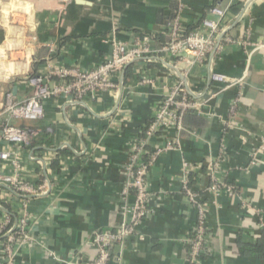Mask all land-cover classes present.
Segmentation results:
<instances>
[{
    "label": "crops",
    "instance_id": "crops-1",
    "mask_svg": "<svg viewBox=\"0 0 264 264\" xmlns=\"http://www.w3.org/2000/svg\"><path fill=\"white\" fill-rule=\"evenodd\" d=\"M212 7L228 10L227 32L206 63L160 54L154 63L129 64L117 93L78 103L50 100L41 119L13 122L37 133L34 143L21 149L19 177L33 185L41 178L48 183L44 195L29 199L0 185V217L8 216L14 226L24 213L30 218L29 239L15 244L14 264H84L96 257L94 233L114 230L125 219L127 168L145 138L142 129L154 118L166 89L180 81L202 95L197 114L206 120L184 125L181 134L170 128L148 141L151 154L177 139L179 147L163 151L149 169V214L137 236L112 248L109 264H264V251L263 258H252L238 248L240 241L256 244L264 225V151L255 155L264 144V49L251 55L244 45L264 44V0H0V52H6L0 67L13 74L0 76V108L7 92L27 98L32 92L27 77L45 75L49 63L92 70L109 57L113 40L131 44L144 36H155L151 49L159 50L168 40L170 17L191 32L204 19H214ZM211 70L245 77V86L222 90L210 82ZM144 77L152 82L143 84ZM236 98L235 124L227 128ZM48 138L52 146L38 141ZM53 161L60 171L52 168ZM185 163L191 187L200 192L208 213L210 253L195 263L189 240L197 211L183 192ZM13 173L0 162V175ZM213 174L236 192L208 191ZM4 243L0 264L5 263Z\"/></svg>",
    "mask_w": 264,
    "mask_h": 264
},
{
    "label": "built area",
    "instance_id": "built-area-1",
    "mask_svg": "<svg viewBox=\"0 0 264 264\" xmlns=\"http://www.w3.org/2000/svg\"><path fill=\"white\" fill-rule=\"evenodd\" d=\"M210 15L214 18L204 19L195 30L184 31L178 21L168 24L166 36L168 41L159 49H151L155 42V36H144L134 43L127 44L113 40L111 42L112 51L109 57L99 66L92 70H83L79 67H59L52 63L48 64L45 75L28 76L27 81L32 89L30 95L25 99H17L12 92H7L5 102L0 108V162L10 166L14 173L10 175H0V185L10 188L15 195L20 198H38L46 193L48 183L44 181L39 185H33L23 181L19 177L22 167L21 149L29 147L31 139L37 133L31 128H22L13 125L14 121H36L44 116V105L50 100H65L71 103H78L87 96H96L101 93H114L119 90V79L126 66L139 62L154 63L157 55H166L182 60L193 57L196 61L206 63L208 57L219 48L220 41L225 37V21L228 10L219 7L209 9ZM229 43L233 40L228 39ZM244 45L254 54L264 49V44H252L244 42ZM46 47L53 49L52 45ZM6 58L5 50L0 52V60ZM7 60V59H6ZM171 67L170 62L165 65ZM9 67V66H8ZM12 76V72L5 65L0 67V76ZM209 80L211 83L218 84L222 90L231 88L242 89L245 86V77H234L220 72L210 71ZM152 81L144 77L142 83L150 84ZM202 95L196 94L191 97L186 91L183 83L174 82L161 97L154 118L149 125L145 138L141 141L136 151L131 156L128 164L130 180L123 191L124 221L114 230L97 231L93 235V244L97 250L96 257L84 264H109L111 260V250L116 245L124 244L130 238L137 236L138 226L147 218L149 214V197L147 191L146 178L152 164L157 161L163 151L177 150L179 147L178 139L176 142H169L165 148L151 154L147 163L141 161V156L146 153L145 146L148 141L156 135L173 128L178 134L185 130L183 124L184 114L187 110L196 112L202 103L198 101ZM240 98H236L231 104L230 119L226 122L227 128H232L235 124L237 107ZM264 151V144L255 152V155ZM34 159V157H32ZM255 163V161H253ZM46 166V165H45ZM186 176L183 183V192L188 202L197 211V224L189 240L190 260L195 263L202 255L210 253L208 213L206 204L202 201L200 192L189 186L190 166L185 163ZM212 184L208 191L218 195L222 192L232 195L236 192L232 185L219 182L213 174ZM135 191L134 203L128 204L130 194ZM29 216L24 213L16 226L7 228L11 220L8 216L0 217V234L7 241L4 243L5 263L14 264V246L19 239L28 240L27 231L29 228ZM260 228L264 230L261 223ZM16 229L20 230L18 236L14 235ZM139 239L144 241V236L139 235ZM53 255V254H52Z\"/></svg>",
    "mask_w": 264,
    "mask_h": 264
},
{
    "label": "trees",
    "instance_id": "trees-1",
    "mask_svg": "<svg viewBox=\"0 0 264 264\" xmlns=\"http://www.w3.org/2000/svg\"><path fill=\"white\" fill-rule=\"evenodd\" d=\"M175 18H176L175 15L172 16V17H170L168 19V22H166V23H168V24H169V22L171 23L172 21H174ZM168 24L166 26H168ZM167 41L168 40L166 39L165 42H167ZM205 120L206 119H205L204 116H201V115L196 114V112L193 111V110H187L185 112V114H184L183 124L185 126H188V123L189 124H197V125H199V123H203ZM150 124H151V122H149V124H148V126L146 128H143L142 129V133L140 134V137L141 138H144L145 137L146 131H147V129H148V127H149ZM35 139L36 138H33L31 140V145H32V143H34V140ZM38 141L40 142V144H45L47 146H52V142H51V139L50 138H48V139H39ZM145 152L146 153H144V155L142 156V158H143V161L145 163H147V162H149L150 156H151L150 155L151 154V151H149V148L147 146H145ZM64 153L65 152H60V155L61 154H64ZM56 161H53L52 162V168L54 170H56V171H60L61 167H60L59 163L56 162ZM43 182H44V180H43V178H41V180L39 181V184L40 183H43ZM189 184H190L189 186H191V183H189ZM12 225H13V220H11V223H10V225L7 228L9 229ZM19 233H20V230L19 229L18 230L16 229V231H14V235H16V236H18ZM1 240L2 241H7V239L4 236H2V234H0V241ZM238 248H239L240 254L243 255V256L252 257V258H263V251H264V230H262L261 236L258 239V241H257L256 244H254V245L245 244V243H242L240 241V242H238Z\"/></svg>",
    "mask_w": 264,
    "mask_h": 264
},
{
    "label": "water",
    "instance_id": "water-1",
    "mask_svg": "<svg viewBox=\"0 0 264 264\" xmlns=\"http://www.w3.org/2000/svg\"><path fill=\"white\" fill-rule=\"evenodd\" d=\"M127 66H128V65H127ZM127 66H126V67H127ZM125 69H126V68H125ZM124 71H125V70H124ZM124 71H123V72H124ZM177 73L180 74L179 72H177ZM180 75H181V74H180ZM185 89H186V91L188 92V94H189L191 97H193V98L195 97V95L190 91V89L188 88L187 85H185Z\"/></svg>",
    "mask_w": 264,
    "mask_h": 264
}]
</instances>
